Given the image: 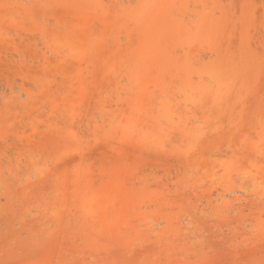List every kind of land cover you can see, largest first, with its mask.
<instances>
[{"label": "rangeland", "instance_id": "1", "mask_svg": "<svg viewBox=\"0 0 264 264\" xmlns=\"http://www.w3.org/2000/svg\"><path fill=\"white\" fill-rule=\"evenodd\" d=\"M162 2L0 0V264H264L262 3L190 29Z\"/></svg>", "mask_w": 264, "mask_h": 264}, {"label": "bare ground", "instance_id": "2", "mask_svg": "<svg viewBox=\"0 0 264 264\" xmlns=\"http://www.w3.org/2000/svg\"><path fill=\"white\" fill-rule=\"evenodd\" d=\"M140 1H141L142 3H141L139 6H141L142 4L144 5V2H145V4H146L145 6L148 5V7H150L151 4H152L153 6H154V5H157V4H158V5L160 4L161 7L163 6V4H162V3H163L162 0H161L160 3H159L160 0H158V3H156L157 0H156V1H155V0H151V1L149 0L150 3H148V0H147V3H146L145 0H139V3H140ZM153 1L155 2V4L153 3ZM163 1H164V0H163ZM166 1H167L168 6L172 8V9L169 10L170 13H171V11H173V10H175V12L173 11L172 13H177V15H179L180 12H182L181 14L184 15V16H182V18H183V17H186V18L183 20V22H184L185 20H187V18H188V21H187V22H184V24L187 23V26H188V24H189L188 28H190V25L192 24V20H193L194 22L197 20V18H198V20H199V17L201 16L200 14H202V13H206L207 11H208V13H209L210 10H213V11H215V12L217 11V12H218V15H219V13L223 14L222 17H224L225 13H226V14H227V13L229 14L230 12H237V14L235 13V15H236V16L239 15L240 17L242 16V21H243V18L245 17V15H246V13L250 12V13L252 14L254 11H256V9H254V8H255V4H254V3H256V4L259 5V6H260V4L262 3L261 6H260V9L258 8V6H256V7H257V10H258V12L256 11V13H259V14H260V12H261L262 15H263V12H264V10H263V9H264V2H263L264 0H263V1L261 0V1H260V4L257 3L259 0H257V1H256V0H255V1H253V0H230V2H227V1H226V3L224 2L225 0H224V1H222V0H166ZM228 1H229V0H228ZM136 2H137V1H136ZM139 3H138V4H139ZM164 4H165V3H164ZM143 5L141 6V8H137V7L134 8L136 5H133V6H134V7H133V10H134V11L136 10V12H137V14H135V16H137V17L133 16L134 18H136V19L139 18V17L143 18V17H142L143 14L140 13V11H141V12L143 11V10H142L143 8H144L145 13L148 12V11L146 12V9H147V8H145ZM152 5H151V6H152ZM160 5H159V7H160ZM159 7L157 6V10L159 9ZM261 7H262V11H261ZM131 8H132V7H131ZM165 8H166V6H165ZM151 9H152V8L150 7V9H148V10H149L150 15L152 16V13H155L156 10H154L153 12H151ZM155 9H156V8H155ZM162 9H163V8H162ZM162 9H160L159 11H163ZM166 9H167V8H166ZM168 9H169V8H168ZM152 10H153V9H152ZM176 10H178V11H180V12L178 13V12H176ZM253 10H254V11H253ZM166 11H167V10H165V12H166ZM213 11H212V14H214ZM252 11H253V12H252ZM156 12H158V11H156ZM165 12H164V13H165ZM169 12H168V13L166 12V14L169 15ZM69 13H70V12H69ZM113 13H114V11H113ZM138 13H139V16H138ZM143 13H144V12H143ZM164 13H163L162 15L165 16V20H166V19H168V18H166L167 15L164 14ZM243 13H245V15H244ZM250 13H249V14H250ZM54 14H55V13H54ZM111 14H112V13H111ZM114 14H116V13H114ZM130 14H131V16H132V13H130ZM133 14H134V13H133ZM228 14H227V16H228ZM242 14H243V15H242ZM128 15H129V14H128ZM140 15H141V16H140ZM156 15H157V14H156ZM156 15H153V18L156 17ZM185 15H186V16H185ZM199 15H200V16H199ZM203 15H204V14H203ZM203 15H202V17H203ZM205 15H206V14H205ZM210 15H211V12H210L209 16H210ZM230 15H231V14H230ZM230 15H229V16H230ZM54 16H55V15H54ZM68 16H70V15H68ZM68 16H66V17H68ZM144 16H145V14H144ZM164 16H163V17H164ZM216 16H217V14H216ZM216 16H215V18H216ZM259 16H260V15H259ZM63 17H64V16H63ZM127 17H128V16H127ZM147 17H148V13H147V16L144 17V18L147 19ZM149 17H150V16H149ZM159 17H161V13H160ZM174 17H175V14H174ZM193 17H194V19H193ZM225 17H226V16H225ZM240 17H239V18H240ZM260 17H261V16H260ZM64 18H65V17H64ZM69 18H70V17H69ZM144 18H143V19H144ZM150 18H152V17H150ZM153 18H152V19H153ZM157 18H158V17H157ZM161 18H162V17H161ZM176 18H178V16H176ZM176 18H174L173 20H175ZM180 18H181V17H180ZM191 18H192V19H191ZM195 18H196V19H195ZM200 18H201V17H200ZM210 18H212V17L210 16ZM215 18H214L215 22L212 20V21L214 22V24L217 23L218 20H220L221 16L219 17V19H218V18L215 19ZM232 18H233V17H232ZM251 18H252V17H251ZM256 18H257V16H256ZM54 19H55V17H54ZM54 19H53V20H54ZM67 19H68V18H66V20H67ZM72 19H73V18H72ZM143 19L141 20L142 23H143V25H144V22H145V21H147V23L150 22V21L148 22V20H146V19H145V20H143ZM170 19H172V18L169 17L168 21H170V22L172 21V22H171L170 24H168V22H167V24H168L169 26L172 25V24L174 23V21H173V20H170ZM190 19H191V20H190ZM204 19H205V18H204ZM204 19L202 18V20H204ZM208 19H209V18H208ZM212 19H213V18H212ZM230 19H231V17H230ZM235 19L238 20V17L235 18V16H234V19H232V20L235 21ZM245 19H249V20H250V17L248 16V18H245ZM245 19H244V21L248 23V20H245ZM259 19H260V18H259ZM70 20H71V18H70ZM158 20L162 21V19H159V18H158ZM181 20H182V19H181ZM198 20H197V22H198ZM209 20H210V19H209ZM225 20H226V19H225ZM239 20H240V19H239ZM239 20H238V23H239V29H240V28H241L240 25L243 26V24L240 23ZM252 20H253V19H252ZM260 20H261L260 23H262V19H260ZM62 21H63V20H62ZM62 21L60 20L59 22H62ZM67 21L69 22V20H67ZM143 21H144V22H143ZM152 21H153V20H151V22H152ZM155 21H156V22L154 23V24H155V28L157 29L156 26H157V25H160V26H161V25H162V24H161L162 22H160V24H158L159 22L157 23V19H155ZM189 21H191V24L189 23ZM200 21H201V20H200ZM200 21H199V23H200ZM228 21H229V19L227 18V23H228ZM230 21H231V20H230ZM240 21H241V20H240ZM254 21H255V18H254ZM53 22H54V21H53ZM136 22H137V20H136ZM138 22H139V21H138ZM175 22H176V21H175ZM178 22H180V21H179V18H178ZM203 22H204V21H201V23H203ZM223 22H224V21H223ZM231 22L233 23V21H231ZM235 22H236V21H235ZM257 22H258V21H257ZM50 23H51V22H50ZM70 23H71V22H70ZM72 23H73V22H72ZM124 23H125V22H124ZM147 23L145 22V26L148 27ZM165 23H166V21H165ZM180 23H182V21H181ZM204 23L206 24V20H205ZM207 23H208V21H207ZM209 23H210V22H209ZM209 23L207 24L208 26L211 25V23H210V24H209ZM220 23H222V22L220 21V22L218 23L219 26L221 25ZM225 23H226V22H225ZM253 23H254V22H252V25H255V27H256V26H257V23H255V24H253ZM260 23L258 24V27H259V28H260ZM38 24H39V23H38ZM38 24H37V25H38ZM156 24H157V25H156ZM167 24H165V26H166ZM175 24H176V23H175ZM184 24H183V25H184ZM196 24H198V23H196ZM205 24H203L204 27H205ZM214 24H213V25H214ZM244 24H245V23H244ZM49 25H51V24H49ZM52 25H53V23H52ZM64 25H65V27L68 26V25H69L70 27H72L71 24H68V23H67V25L63 23V26H64ZM138 25H139V24H137V26H136V27H137L136 30L139 29ZM143 25H142V28H143ZM168 25H167V27H165V29L168 28ZM176 25H177V24H176ZM183 25L180 24V28H181V29H182V27L184 28ZM224 25H225V24H224ZM230 25L232 26L231 23H230ZM230 25L227 24V26H226V25H225V26L228 27V26H230ZM263 25H264V23H263ZM41 26L44 27V26H46V25H45V23H44V24H42V25L40 24V27H41ZM139 26H140V25H139ZM160 26H159V27H160ZM162 26H163V25H162ZM162 26H161V28H162ZM177 26H178V25H177ZM185 26H186V25H185ZM187 26H186V28H187ZM194 26H195V23H194ZM198 26H199V24H198ZM208 26H207V28H208ZM216 26H217V29L219 30L218 25H216V24H215V27H214V28L216 29ZM234 26H235V23H234ZM246 26H247V24H246ZM248 26H249V25H248ZM37 27H38V26H37ZM52 27H55V23H54V26H52ZM147 27H146V28H147ZM150 27H151V26H150ZM152 27H154V26H152ZM178 27H179V26H178ZM191 27L193 28V25H191ZM236 27H237V26H236ZM253 27H254V26H253ZM63 28H64V27H63ZM72 28H73V27H72ZM72 28H71V29H72ZM142 28H141V30H142ZM144 28H145V27H144ZM180 28H179L180 31H178V33H180V34L183 36V34H185V33H183L184 31L182 30V31H183V32H182L183 34H182ZM197 28H198V27H197V25H196V30L200 31V30H199L200 28H198V29H197ZM211 28H212V27H211ZM214 28H213V30H214ZM242 28L245 29L244 26H243ZM46 29H47V28H46ZM69 29H70V28H66V32H64V33H65V34L67 33V37L69 36V37L72 38V37H73V34H72V36L68 35V34H69L68 32H71V30L69 31ZM150 29L153 30V28H150ZM150 29L148 30V32L150 31V33H151V30H150ZM169 29H173V30H174V24H173V27H172V28H169ZM190 29H191V28H190ZM190 29H189V32H190ZM230 29H231V27H230ZM239 29H238V30H239ZM251 29H252V26H251ZM42 30H43V29H42ZM44 30H45V29H44ZM72 30H73V29H72ZM144 30H145V29H144ZM163 30H164V26H163L162 31H163ZM173 30H172V31H173ZM186 30H187V29H186ZM186 30H185V31H186ZM196 30H195V28H194V31H196ZM209 30H211V29H209ZM228 30H229V29H228ZM228 30H225V31H227V34L230 33V32H228ZM233 30H235V29L233 28ZM254 30H255V29H254ZM40 31H41V30H40ZM47 31H48V30H47ZM47 31H46V32H47ZM62 31H63V30H62ZM64 31H65V30H64ZM67 31H68V32H67ZM116 31H118V30H116ZM134 31H135V30H134ZM145 31H146V33H147V30H145ZM167 31H168V30H167ZM169 31H170V30H169ZM176 31H177V30H176ZM194 31H193V29L191 30V33H193V37H194V33H195ZM201 31H202V28H201ZM203 31H204V30H203ZM221 31H223V30H221ZM225 31H224V32H225ZM258 31H259V30H258V28H257V32H258ZM262 31H264V30L262 29ZM72 32H73V31H72ZM138 32H139V31H138ZM140 32H141V31H140ZM140 32H139V33H140ZM157 32H158V31H157ZM196 32H197V31H196ZM219 32H220V30H219ZM224 32H223V33H224ZM241 32H244V30L242 31V29H241ZM253 32H254V31H253ZM42 33H43V32H42ZM131 33H132V32H131ZM146 33H145V35H144L143 33H141V35H139V36H142V34H143V37H144V39H143L141 42L145 41ZM166 33H168V32H166ZM172 33H173V32H172ZM176 33H177V32H176ZM186 33H187V31H186ZM197 33H199V32H197ZM215 33H218V32L216 31ZM234 33H237V32H234ZM234 33L231 34L230 37H232V35H233V37H235V36H234ZM246 33H247V32H246ZM259 33H260V35H261L260 37H263V32H262V33L259 32ZM259 33H258V34H259ZM53 34H55V33H53ZM62 34H63V33H62ZM132 34H134V33H132ZM162 34H163V32H162ZM168 34H169V33H168ZM187 34H189V33H187ZM200 34H202V33L200 32ZM224 34H225V33H224ZM224 34H223V35H224ZM241 34H242V33H241ZM41 35H42V34H41ZM130 35H131V34H130ZM152 35H153V34H152ZM158 35H159V34H158ZM158 35L156 36V38H158ZM160 35H161V34H160ZM174 35H175V34H174ZM181 35L178 34V36H181ZM189 35H190V34H189ZM202 35H203V34H202ZM202 35H201V36H202ZM211 35H212V31H211V33H210V36H211ZM63 36H64V34H63ZM137 36H138V35H137ZM169 36L171 37V35H169ZM191 36H192V34H191ZM191 36L188 37V35H187V36L184 35V37H186V39L189 38V40H190V37H191ZM197 36L200 37L199 34H198ZM206 36L210 38V36L207 34V32H206ZM243 36H247V35L245 34V35H243ZM249 36H250V35H249ZM53 37H54V36H53ZM184 37H183V39L185 40ZM193 37H192V39H193ZM199 37H197V38L200 40ZM202 37H203V36H202ZM226 37H227V35H226ZM228 37H229V36H228ZM260 37H257V39H258V38H259V39H258V40L255 39V40H256V41H259V40H260ZM51 38H52V37H51ZM131 38H132V37H131ZM137 38H138V37H137ZM148 38H149V36H148ZM151 38H152V37H151ZM156 38H155V39H156ZM172 38H173V36H172ZM174 38H175V37H174ZM179 38H181V37H178V38H177V41L179 40ZM204 38H205V36H204ZM209 38H208V39H209ZM212 38H213V35H212ZM214 38H215V36H214ZM239 38H240V37L238 36V39H239ZM250 38H251V36H250ZM254 38H256V37H254ZM149 39H150V38H149ZM155 39H154V40H155ZM161 39H162V37L159 39L158 43H164V42H161ZM194 39H195V38H194ZM194 39H193V43L197 42V41L194 40ZM228 39H230V38H228ZM228 39H227V41H226V45H227V43H228ZM64 40H65V39H64ZM67 40H68V39H67ZM69 40H70V39H69ZM71 40H73V39H71ZM91 40H92V39H91ZM129 40H130V38H129ZM138 40L140 41V39H138ZM146 40H147V38H146ZM157 40H158V39H157ZM202 40H203V39H202ZM204 40H205V39H204ZM218 40H219V39H218ZM222 40H226V38L223 37ZM232 40H233V39H232ZM245 40H246V39H245ZM255 40H254L253 42L256 43ZM52 41H55V38H54V40H53V38H52ZM52 41L50 40V46H49V47H51V45L53 46V44H54V47L56 46L55 43H52ZM94 41H95V40H94V37H93V42H94ZM96 41H97V39H96ZM162 41H163V40H162ZM166 41H167V39H166ZM179 41H180V40H179ZM181 41H182V40H181ZM191 41H192V40H191ZM194 41H195V42H194ZM205 41L209 42L208 40H205ZM215 41H216V40H215ZM236 41H237V40H236ZM47 42H48V41H47ZM63 42H64V41H63ZM90 42H91V41H90ZM145 42H146V41H145ZM148 42H149V41H148ZM150 42H151V41H150ZM172 42H174L173 39H172ZM185 42H186V43H185ZM185 42H184V43L186 44V45H185L186 48L190 47V48L192 49V47L195 46V44H194V46L191 45V43H190L189 41H188V43H189L190 46H187L188 43H187L186 40H185ZM242 42H243V41L241 40V43H240L239 45H241ZM61 43H62V41H61ZM91 43H92V42H91ZM136 43L138 44V42H136ZM158 43H157V44H158ZM169 43H170V41H169ZM213 43H214V42H213ZM229 43L231 44V42H229ZM248 43H249V41H248ZM259 43H260V42H259ZM263 43H264V42H263ZM56 44H57V43H56ZM120 44H121V43H120ZM134 44H135V43H134ZM134 44H133V45H134ZM143 44H144V43H143ZM155 44H156V43H155ZM176 44H177V42H176ZM182 44H183V42H182ZM203 44H204V43H203ZM219 44H220V43H219ZM230 44H229V45H230ZM233 44H234V42H233ZM235 44H236V43H235ZM245 44H246V42L244 43V45L242 44V46H243V47H245V46L247 47V45H245ZM59 45H60V43H59ZM96 45H98V44H96ZM152 45H154V44L152 43ZM167 45H168V43H167ZM183 45H184V44H183ZM213 45H214V44H213ZM223 45H224V44H223ZM239 45H238V46H239ZM251 45H252V44H251ZM254 45H255V44H254ZM256 45H258V44L256 43ZM263 45H264V44H263ZM263 45L260 43L259 47L262 46V48H260V49H262V51L264 52V46H263ZM47 46H48V45H47ZM47 46H46V47H47ZM120 46H121V45H120ZM159 46H160V45H158V48H159ZM162 46H163V45H162ZM162 46H161V47H162ZM175 46H176V45H175ZM191 46H192V47H191ZM198 46H199V42H198ZM220 46H221V45H220ZM220 46H219V49L221 48ZM242 46H241V48H242ZM248 46H249V45H248ZM252 46H253V45H252ZM54 47H53V48H54ZM63 47H65V46H63ZM134 47H135V46H134ZM138 47H139V45H138ZM142 47H143V46H142ZM161 47H160V49H161ZM166 47H167V46H166ZM169 47H172V46H169ZM201 47H202V45H201ZM210 47H211V46H210ZM250 47H251V46H250ZM250 47H248V49H251ZM257 47H258V46H257ZM47 48H48V47H47ZM53 48L51 47L52 50H53ZM57 48H58V47H57ZM57 48H54V52H53V51L51 52L52 54L54 53L53 56L51 55V56L54 57V58H55V54L57 53V52L55 53V50H58V51L60 50V48H59V49H57ZM92 48H93V47H92ZM154 48H155V46H154ZM154 48H152V49H154ZM184 48H185V47H183V49H182V47H181L182 51L184 50ZM204 48H205V47H204ZM206 48H208V47L206 46ZM216 48H217V46H216ZM223 48H224V47H223ZM225 48H226V46H225ZM225 48H224V50H225ZM227 48H228V47H227ZM254 48H255V47H254ZM254 48H253V49H254ZM49 49H50V48H49ZM62 49H63V48L61 47V50H60L61 52H63ZM66 49L68 50V46H67ZM93 49H94V48H93ZM96 49H99V48H96ZM138 49H139V48H138ZM162 49H163V48H162ZM165 49H166V48H165ZM165 49H164V50H165ZM172 49H173V48H172ZM172 49L169 50V53H167V55H168V54H169V55H170V54L172 55V53H170V51H171ZM188 49H189V48H188ZM191 49H190V50H191ZM194 49H195V47L193 48V50H194ZM197 49H198V47H197V45H196V49H195V51H196ZM229 49H230V48H229ZM229 49H228V50H229ZM231 49H232V48H231ZM231 49H230V51H232ZM234 49H235V47H234ZM234 49H233V54H234V52H236V51H234ZM237 49H239V48L237 47ZM28 50H29V49H28ZM47 50H48V49H47ZM154 50H155V49H154ZM177 50H178V49H177ZM185 50H187V49H185ZM190 50H189V51H190ZM193 50H192V51H193ZM198 50L200 51V48H199ZM202 50H203V49H201V51H202ZM208 50H209V49H208ZM208 50H207V51H208ZM212 50H213V48L211 49V51H212ZM257 50H258V49H257ZM44 51H45V50H44ZM49 51H51V50H49ZM65 51H66V50H65ZM69 51H70V48H69ZM69 51H66V52H69ZM95 51H96V50H95ZM174 51H175V50H173V52H174ZM187 51H188V50H187ZM189 51H188V52H189ZM199 51H198V52H199ZM201 51H200L199 55H198L197 53H195V54L197 55V57L194 56L193 54H191V53H192L191 51H190V55H191V56L193 55L194 58L196 57L195 59L197 60V59H198V56L201 57V55H202V54H201ZM203 51H205V50H203ZM203 51H202V53L205 54L206 52H203ZM215 51H216V49H215ZM218 51H219V50H217V53H218ZM226 51H227V50H226ZM230 51H229V53H230ZM24 52H26V50H25ZM61 52H60V54H61ZM89 52L91 53L92 51L89 50ZM93 52H94V50H93ZM160 52H161V51H160ZM160 52L158 51V54H159V55L164 54V53L160 54ZM163 52H164V51H163ZM180 52H181V50H180ZM220 52H221V51H220ZM227 52H228V51H227ZM251 52H252V49H251ZM251 52H250V55H251ZM259 52H260V51H259ZM48 53H49V52H48ZM94 53H95V52H94ZM94 53H93V55H94ZM98 53H99V52H98ZM178 53H179V52H178ZM193 53H194V52H193ZM208 53H209V52H207V54H208ZM211 53H212V52H211ZM237 53H238V51H237ZM243 53H244V52H243ZM23 54H24V56L26 55L25 53H23ZM38 54H39V51H37V55H38ZM58 54H59V52H58ZM62 54H63V53H62ZM65 54H66V53H65ZM175 54H177V51H176L175 53H173V55H175ZM184 54H185V52H184ZM184 54L182 53V58H183ZM215 54H216V53H215ZM238 54H239V53H238ZM238 54L235 53L236 56H233V57H237V60H235V63H236V61H238ZM244 54H246V53H244ZM248 54H249V53H248ZM67 55H68V54H67ZM70 55H71V54H70ZM70 55H69V56H70ZM147 55H148V54H147ZM167 55H164L165 58H167V57H166ZM186 55H187V54H186ZM186 55H185V56H186ZM190 55H189V57H186V59L183 58L185 61L188 60V63H189V59H188V58H191ZM220 55H222V52L218 55V56H219V57H217L218 59H220V57H221ZM224 55H225V54L223 53V59H225V58H224ZM228 55H229V54H228ZM231 55H232V52H231ZM252 55H253V52H252ZM254 55H255V52H254ZM56 56H57V55H56ZM90 56H91V54H90ZM95 56H96V55H95ZM150 56H151V55H150ZM177 56H178V55H177ZM180 56H181V55H180ZM187 56H188V55H187ZM214 56H215V55H214ZM216 56H217V55H216ZM246 56H247V55H246ZM248 56H249V55H248ZM37 57H38V59H39V56L34 57V59L36 60ZM66 57H67V56H66ZM93 57H94V56H93ZM160 57H161V56H160ZM170 57H171V56H170ZM193 57H192V60H193V62H194L195 59H193ZM205 57H206V59H207V55H205ZM209 57H210V56H209ZM209 57H208V58H209ZM229 57L231 58L232 56L229 55ZM257 57H258V55H257ZM261 57H262V56H261ZM47 58L49 59L50 57H47ZM61 58H62V57H61ZM61 58H60V59H61ZM63 58H64V57H63ZM114 58H116V57H114ZM156 58H157V56H156ZM161 58H162V57H161ZM168 58H169V56H168ZM211 58H212V56H211ZM211 58H209L208 62L211 60ZM230 58H229V59H230ZM241 58H242V63H243V59H245V56H244V57L241 56ZM255 58H256V56H255ZM163 59H164V58H163ZM173 59H174V57H173ZM199 59H200V61H201V60L204 59V58L202 57V58H199ZM199 59H198V62L200 63ZM206 59H204L203 62H204ZM214 59H216V57H214ZM233 59H234V58H233ZM233 59H232V61L234 62ZM54 60H55V59H54ZM93 60H94V59H93ZM93 60H92V61H93ZM179 60H180V59H179ZM190 60H191V59H190ZM192 60H191V61H192ZM196 60H195V62H197ZM221 60H222V59H221ZM221 60H220V61H221ZM249 60H250L249 62H251V61L254 60V58H253V60H252V59H249ZM29 61H30V60H29ZM60 61H61V60H60ZM62 61H63V60H62ZM64 61H65V59H64ZM94 61H95V60H94ZM166 61H167V60H166ZM191 61H190V63H191ZM216 61H217V60H216ZM216 61L214 62L215 64H214L213 61H212V64H214V66H216V64H217ZM220 61H219V62H220ZM232 61L230 62V60H229L230 63H232ZM32 62H33V61H32ZM39 62H40V61H39ZM47 62H48V61H47ZM51 62H53V64H55L54 61H52V59H51ZM193 62H192V63H193ZM198 62H197L196 65H197V69L199 70L200 66H199ZM208 62L206 61L205 63L208 64ZM247 62H248V60H247V61H244V63H245V67H244V64H243V67H242V68H247V69H249V68H248V65H249L250 63L247 64ZM90 63H91V62H90ZM95 63H97V62L95 61ZM173 63H174V61H173ZM222 63H223V64H222L221 67H224L223 65H228V66H230L228 63L226 64V60H225V62L223 61ZM240 63H241V62H240ZM26 64H28V61H27ZM175 64H176V63H175ZM193 64H195V63H193ZM203 64H204V63H203ZM168 65H169V64H168ZM201 65H202V62H201ZM220 65H221V63H220ZM237 65H238V63H237ZM94 66H95V65H94ZM171 66H172V65H171ZM198 66H199V68H198ZM209 66H210V65H209ZM209 66H208V65L205 66V64H204V68H203V69L201 68V70L203 71L204 69H207V67H209ZM218 66H219V64H218ZM228 66H227V68H228ZM231 66H232V65H231ZM235 66H236V64L233 65V68H234ZM241 66H242V64H241ZM246 66H247V67H246ZM249 66H250V65H249ZM51 67H52V65H51ZM51 67H50V68H51ZM91 67H93V66H91ZM194 67H196V66H193V68H194ZM202 67H203V66H202ZM210 67H211V66H210ZM221 67H220L219 69H221L223 73H225V72H227V71L230 72L228 69L225 70V72H224L223 69H222ZM236 67H237V66H236ZM211 68H212V67H211ZM211 68H209V70H210ZM214 68H215V67H214ZM242 68H241V67L239 68V66H238L237 69H241V70H242ZM64 69H65V68H64ZM197 69H196V70H197ZM234 69H235V68H234ZM53 70H54V66H53ZM178 70H179V69H178ZM231 70H232V69H231ZM241 70H240V71H241ZM65 71H66V70H65ZM192 71H193V69H192ZM207 71H208V70H207ZM207 71H206V72H207ZM211 71H212V70H210V71H208V72L212 73L213 71H212V72H211ZM217 71H218V70H217ZM235 71H236V72H239V71H237V70H235ZM186 72H187V71H186ZM190 72H191V71H190ZM197 72H198V71H197ZM204 72H205V71H203V73H204ZM206 72H205V73H206ZM214 72H215V71H214ZM219 72H220V71H219ZM231 72H234V71H231ZM244 72L246 73L247 71L244 70ZM249 72H250V71H249ZM242 73H243V71H242ZM215 74H216V73H215ZM215 74H211V76H213V75L215 76ZM213 79H214V78H213ZM128 81H129V79H128ZM114 92H116V91H114ZM219 92H220V91H219ZM50 94L53 95V92H51ZM50 94H49V96H51ZM118 94H119V93H118ZM217 95H218V93H217ZM218 96H219V95H218ZM220 96H221V95H220ZM216 98H218V97H216ZM53 105H55V103H54ZM52 107H53V106H52ZM54 107H55V106H54ZM67 107H68V106H67ZM54 110H55V109H54ZM103 113H104V111H103ZM104 114H105V113H104ZM52 116H53V115H52ZM54 116H55V115H54ZM106 116H107V115H106ZM50 119H51V118H50V116H49V120H50ZM46 120H48V119H46ZM51 121H52V120H51ZM47 122H48V121H47ZM53 122H55V119H54ZM49 124H50V123H48L47 125L49 126V130H50V128H51L54 124H53V123H52V125H49ZM46 128H47V127H46ZM52 128H53V127H52ZM47 130H48V129H47ZM54 130H55V129H54ZM51 131H52V130H51ZM65 131H68V130L66 129ZM61 132H62V131H61ZM70 132H71V131H70ZM59 133H60V132H59ZM51 134H52V133H51ZM67 134H68V133H67ZM71 134H72V133H71ZM71 134L69 133L70 136H71ZM54 135H55V134H54ZM61 135H64V133L62 132ZM65 135H66V133H65ZM65 135H64V136H65ZM73 136H74V135H73ZM66 137H67V135H66ZM68 138H69V137H68ZM72 138H73V140H75L74 143L76 144V143H77V139H74V138H76V137L74 136V137H72ZM72 138H71V139H72ZM48 140H50V139H48ZM48 140H47V141H48ZM69 140H70V139H69ZM64 141H65V140H64ZM64 141H63V142H64ZM54 142H55V141H54ZM61 142H62V141H61ZM71 142H72V140H71ZM64 143H65V142H64ZM72 143H73V142H72ZM46 144H47V143H46ZM51 145H52V144H51ZM73 146H74V145H73ZM75 146H77V145H75ZM75 146H74V147H75ZM48 147H50V144H49ZM54 147H55V146H54ZM70 147H71V145H70ZM57 148H58V147H57ZM76 148H77V147H76ZM48 149H49V148H48ZM48 149H46V150H48ZM51 149H52V148H51ZM53 150H54V149H53ZM61 150H62V149H61ZM61 150H60V148L58 149V151H60V152H61ZM64 150H65V149H64ZM32 151H33V150H32ZM40 151L42 152V148H41ZM56 151H57V150H56ZM67 151H68V150H67ZM71 151H72V150H71ZM36 152H37V151H36ZM48 152H49V151H48ZM73 152H74V151H72V155H73ZM67 153H68V152H67ZM67 153H66V155H67ZM32 154H33V153H32ZM32 154H31V155H32ZM36 154H37V153H35V155H36ZM40 154L42 155V153H40ZM44 154H45V153H44ZM59 154H60V153H59ZM33 155H34V154H33ZM45 155H46V154H45ZM61 155H62V153H61ZM63 155H64V154H63ZM69 155H71V154H69ZM222 197H223V196H222ZM255 200H256V199H255ZM257 201H258V200H257Z\"/></svg>", "mask_w": 264, "mask_h": 264}]
</instances>
